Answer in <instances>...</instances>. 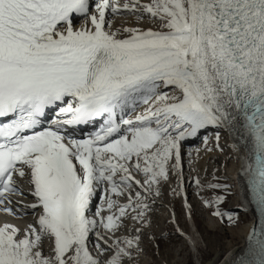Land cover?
<instances>
[{
	"label": "snow or ice",
	"instance_id": "1",
	"mask_svg": "<svg viewBox=\"0 0 264 264\" xmlns=\"http://www.w3.org/2000/svg\"><path fill=\"white\" fill-rule=\"evenodd\" d=\"M208 128L254 214L225 264H264V0H0V264H141L166 194L191 218L182 142ZM188 179L239 222L227 176Z\"/></svg>",
	"mask_w": 264,
	"mask_h": 264
},
{
	"label": "rangeland",
	"instance_id": "2",
	"mask_svg": "<svg viewBox=\"0 0 264 264\" xmlns=\"http://www.w3.org/2000/svg\"><path fill=\"white\" fill-rule=\"evenodd\" d=\"M213 134L214 130L208 128L207 130H201L196 137H190L182 142V145L187 149V152L184 153L185 155L187 154V166L184 171L185 175H187L185 179L186 191L189 203L192 204L194 211L191 218H189L183 210V200L180 197H172L166 194L163 200L164 206L159 207L153 217L152 228L146 230L142 236L141 246L145 252L140 257L141 264H216L231 244L238 245L241 242L250 216L248 212L240 209L239 199L236 194L237 190L230 179V170L237 161L236 159H228L232 153L228 154V148L225 144L226 134L223 131H221L220 139L223 152L215 149L212 152L204 150V144L201 145L204 136H209V143L212 144L211 137ZM193 149H199L200 151L197 152ZM214 170H216L217 176L228 177L226 181L222 182L233 186L232 194L221 205V210L238 216L239 222L234 226L228 225L226 221L222 225L217 218L211 215L212 210L205 208L201 204L200 196L196 194L195 185L188 179L190 176H198L202 182L210 181ZM167 187L169 189L175 187V181ZM201 195L208 197L210 193L205 191ZM166 201H171L172 205H168ZM170 208L176 211L181 230L194 236V239L198 241V253H193L192 245L177 234L161 237L162 232L175 233V225L167 223L170 218ZM161 210L166 212V216L158 215ZM127 222L129 223V228L127 231L123 230L125 233L129 232L133 226L131 220H127L125 223ZM152 235L156 237L155 241L151 239ZM157 244L159 245V254H157Z\"/></svg>",
	"mask_w": 264,
	"mask_h": 264
},
{
	"label": "bare ground",
	"instance_id": "3",
	"mask_svg": "<svg viewBox=\"0 0 264 264\" xmlns=\"http://www.w3.org/2000/svg\"><path fill=\"white\" fill-rule=\"evenodd\" d=\"M124 20H127L129 22H133V18L130 17V16H124V15H117L115 18H113V23L116 25V26H119L120 25V22L121 21H124ZM223 133L226 134V141H225V144L228 148V154H230L231 152V149L229 147V145L233 142L231 136L226 132V131H223ZM203 145V143L201 144ZM193 150H196V149H193ZM187 152V149L182 145V158H183V171H185V168L187 166V154L185 155L184 153ZM193 153V152H192ZM233 155V154H232ZM236 163L234 164L233 168L230 170V179L232 180L233 184H234V187L235 189L237 190V197L239 199V206H240V209H242L244 211V208L247 206L250 208V206H248L247 204V198H246V195H245V192L243 190V188L241 187L240 183H239V180H238V177L236 175L237 173V168L239 167V161L238 159H236ZM186 173H184L185 175ZM186 176L185 175V179H186ZM22 188L25 189V191L27 190L26 189V185H22L21 186ZM187 190V189H186ZM21 199L24 201V203H30L32 201V198L31 196H24V197H21ZM98 202V201H97ZM167 202V201H166ZM159 203V202H158ZM168 205H172L171 204V201L167 202ZM173 210V208H170V211ZM176 212V211H175ZM245 212V211H244ZM248 214H249V220L247 221V224H246V227H245V230H244V233H243V237H242V240L241 242L236 245V244H231L229 246V248L225 251V253L223 254V256L221 257V259L216 263V264H225L226 261H229L231 260V258L240 253V251L242 250L243 246L245 245V240H246V235H247V232H248V229H249V225L253 222V212L251 210L247 211ZM159 216H162V215H165L166 216V212L164 210H161L160 213L158 214ZM4 217L3 216H0V220H3ZM32 219L31 215L29 214L28 216L26 217H22V218H19V219H15L13 220L14 223H17L19 224L20 226H23L25 223L27 222H30ZM129 228V223L127 222L126 223V228H125V231H127ZM211 228V227H209ZM198 233V232H197ZM233 235H236V234H233ZM194 238V236H192ZM228 247V246H227Z\"/></svg>",
	"mask_w": 264,
	"mask_h": 264
}]
</instances>
